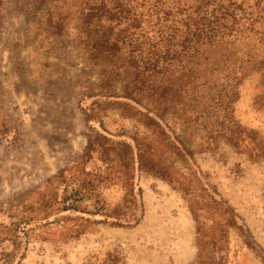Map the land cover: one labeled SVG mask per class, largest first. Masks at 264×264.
<instances>
[{
	"label": "rangeland",
	"instance_id": "obj_1",
	"mask_svg": "<svg viewBox=\"0 0 264 264\" xmlns=\"http://www.w3.org/2000/svg\"><path fill=\"white\" fill-rule=\"evenodd\" d=\"M88 1L0 0V264H264V155L252 160L224 141L193 151V160L234 224L221 208L198 224L177 188L144 172L143 216L133 228L56 209L50 181L82 155L89 131L79 101L99 79L82 51ZM235 1L264 8V0ZM237 93L232 116L243 142L264 152V72L246 76ZM102 122L112 134L145 132L113 109ZM174 166L194 177L190 163ZM101 194L112 208L124 190Z\"/></svg>",
	"mask_w": 264,
	"mask_h": 264
},
{
	"label": "trees",
	"instance_id": "obj_2",
	"mask_svg": "<svg viewBox=\"0 0 264 264\" xmlns=\"http://www.w3.org/2000/svg\"><path fill=\"white\" fill-rule=\"evenodd\" d=\"M242 5L235 0L226 6L224 0L86 3L82 51L99 79L97 89H85L79 101L89 131L82 155L50 181L58 190L56 209L133 228L143 216L138 175L144 172L177 188L198 224L218 208L229 210L233 224L238 221L203 180L193 151H211L224 141L254 160L264 155L253 141L244 144L232 116L244 78L264 72V8ZM112 109L145 132H108L102 116ZM189 130L193 144L186 138ZM177 161L194 166V177L174 168ZM115 185L124 194L110 208L101 190ZM87 202L93 212L84 207Z\"/></svg>",
	"mask_w": 264,
	"mask_h": 264
}]
</instances>
